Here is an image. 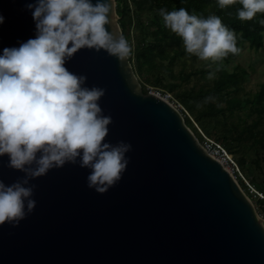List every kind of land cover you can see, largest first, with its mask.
<instances>
[{
  "label": "water",
  "instance_id": "obj_1",
  "mask_svg": "<svg viewBox=\"0 0 264 264\" xmlns=\"http://www.w3.org/2000/svg\"><path fill=\"white\" fill-rule=\"evenodd\" d=\"M29 2L0 0V55L35 38ZM111 3L106 27L120 33ZM65 66L87 76L85 86L106 89V142L130 143V162L103 195L87 187L89 170L78 164L30 181L36 207L17 227L0 226V264H264V227L252 204L180 114L142 93L128 58L82 49ZM7 164L0 158V180L23 178Z\"/></svg>",
  "mask_w": 264,
  "mask_h": 264
},
{
  "label": "clouds",
  "instance_id": "obj_2",
  "mask_svg": "<svg viewBox=\"0 0 264 264\" xmlns=\"http://www.w3.org/2000/svg\"><path fill=\"white\" fill-rule=\"evenodd\" d=\"M238 2L241 21L264 13V0ZM235 3L218 0L221 9ZM27 9L35 22V38L4 48L0 55V158L7 156V167L24 174L10 185L0 180V226L17 227L31 214L36 207L32 199L36 185L30 181L65 164L88 169L87 187L107 193L121 180L130 162L126 154L132 150L124 141L106 142L113 123L99 104L106 89L85 86L87 76L65 66L82 49L103 50L120 62L132 55L124 35L106 27L111 0L95 4L92 0H33ZM160 15L165 27L182 39L185 52L206 62L209 69L229 53L240 51L236 33L217 15L204 18L183 7L162 8ZM214 77L215 71H209L207 78ZM214 100L208 96L196 106Z\"/></svg>",
  "mask_w": 264,
  "mask_h": 264
},
{
  "label": "trees",
  "instance_id": "obj_3",
  "mask_svg": "<svg viewBox=\"0 0 264 264\" xmlns=\"http://www.w3.org/2000/svg\"><path fill=\"white\" fill-rule=\"evenodd\" d=\"M117 11L120 33L128 40L133 53L128 61L133 69L142 93L146 94V84L172 92L179 87L175 80L187 82L191 75L203 76L215 71V77L200 86L173 93L191 122L197 124L205 136L215 134L217 142L234 158L236 167L248 179L253 190L262 198H256V207L264 216V83L257 84L253 92H244L243 83L247 79L246 68L233 64L243 49L256 53L264 52V13H257L251 21L238 19L237 3L221 9L218 0H113ZM185 8L189 14L207 18L217 15L222 23L236 33L239 52L229 53L209 69H199L193 73L178 71L172 75L170 65L183 54L180 49L182 39L165 27L160 9L166 11ZM145 14L140 21L139 13ZM188 55V54H187ZM167 61V65L163 62ZM205 63L204 66H206ZM219 69L216 71V69ZM164 77L169 83H163ZM243 94V95H242ZM214 102L197 108L208 97ZM189 122L187 119L184 124ZM209 128V131H207ZM214 131V132H210ZM250 151L251 156L248 154ZM248 165V168H246Z\"/></svg>",
  "mask_w": 264,
  "mask_h": 264
},
{
  "label": "rangeland",
  "instance_id": "obj_4",
  "mask_svg": "<svg viewBox=\"0 0 264 264\" xmlns=\"http://www.w3.org/2000/svg\"><path fill=\"white\" fill-rule=\"evenodd\" d=\"M139 19L140 21L145 20V14L143 12L139 13ZM180 49L182 51L184 50L183 44L181 45ZM233 64H238L242 68H246L248 65L252 66V71H247V79L243 83V91L244 92H253L257 89V84L264 83V52L258 51L256 53H253L252 51H247L246 49H243L240 52V55L237 59L233 61ZM206 62L199 61L197 57L195 56H189L187 54H183L178 60L172 63L170 65V71L172 75H176L178 71H182L183 73H193L201 68L206 69L208 66H204ZM163 65H167V61L163 62ZM208 74H204L201 76L200 74L191 75L187 82H180L179 80H175V84H178L179 87L177 89H174L172 92H164L161 88L157 87H151L149 84H146L144 88L147 90V93L154 94L157 96H160L162 98H166L169 104L172 105V107L178 111L180 110L179 104L176 102L173 93L181 90L188 89L192 86H200L204 82L210 81V79L207 78ZM137 80V79H136ZM138 82V81H137ZM170 80L167 77H164L163 83H169ZM243 95V94H242ZM179 106V107H178ZM179 113V112H178ZM181 116V120L184 124V121L187 119L189 122H185L186 128L190 131L192 136L196 139L197 143L200 144V142L204 138L213 140L215 143L219 144L215 138V134H210L209 136H205V134L202 132V130L199 128L197 124H194L191 122V118L187 116L184 113H179ZM207 131H209V128H207ZM210 132H214L211 131ZM220 145V144H219ZM251 156V153L249 151L248 153ZM239 154H236L235 156H230L232 161H234V158H237ZM235 162V161H234ZM246 168H248V165H246ZM230 176L233 178L235 183L238 185L241 192L245 195V197L250 201V203L253 206V209L256 213V216L260 220L261 224L264 227V216L256 207V198H260L259 194H257L254 190L251 184L248 182V179L244 177V175L236 168V170H228Z\"/></svg>",
  "mask_w": 264,
  "mask_h": 264
},
{
  "label": "built area",
  "instance_id": "obj_5",
  "mask_svg": "<svg viewBox=\"0 0 264 264\" xmlns=\"http://www.w3.org/2000/svg\"><path fill=\"white\" fill-rule=\"evenodd\" d=\"M149 93V92H148ZM162 98V97H161ZM162 99H164L166 102H168L167 101V99L166 98H162ZM171 105V104H170ZM172 106V105H171ZM180 106V105H179ZM178 106V107H179ZM174 107V106H173ZM180 108V110L178 109V111L177 112H179V113H184V114H186L185 112H184V110L182 109V107L180 106L179 107ZM200 146H201V148L203 149V151L208 155V156H210L211 158H213L215 161H217L221 166H222V168H224L225 170H232L233 171V169L234 170H236V164H235V162L234 161H232V159H231V155H229L225 150H224V148L221 146V145H219V144H217V143H215L213 140H210V139H207V138H204L203 137V140L200 142ZM229 172V171H228ZM231 175V174H230ZM260 196V195H259ZM260 198H262L261 196H260Z\"/></svg>",
  "mask_w": 264,
  "mask_h": 264
},
{
  "label": "bare ground",
  "instance_id": "obj_6",
  "mask_svg": "<svg viewBox=\"0 0 264 264\" xmlns=\"http://www.w3.org/2000/svg\"><path fill=\"white\" fill-rule=\"evenodd\" d=\"M227 171V170H226ZM228 172V171H227Z\"/></svg>",
  "mask_w": 264,
  "mask_h": 264
}]
</instances>
